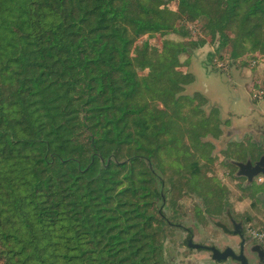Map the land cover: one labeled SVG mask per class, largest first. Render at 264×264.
I'll use <instances>...</instances> for the list:
<instances>
[{"label":"trees","instance_id":"16d2710c","mask_svg":"<svg viewBox=\"0 0 264 264\" xmlns=\"http://www.w3.org/2000/svg\"><path fill=\"white\" fill-rule=\"evenodd\" d=\"M163 1L0 0V264H172L161 154L187 160L192 117L130 103L132 44L171 28ZM175 1L264 53V0Z\"/></svg>","mask_w":264,"mask_h":264},{"label":"rangeland","instance_id":"374dc122","mask_svg":"<svg viewBox=\"0 0 264 264\" xmlns=\"http://www.w3.org/2000/svg\"><path fill=\"white\" fill-rule=\"evenodd\" d=\"M162 7L171 28L135 36L132 44L130 68L137 84L135 98L130 103L133 109H162L167 114L181 108L186 117H192L191 122L179 121L180 126L185 127L182 145L188 150L184 149V153H188L185 154L187 160L181 161L183 158L177 153L170 154L167 150L161 154L160 174L167 190L164 208L167 217L166 251L173 257L172 264H206L207 254L190 249L186 245L187 233L169 222L180 221L188 228L193 225L191 214L195 197L192 185L196 175L193 176L190 166L195 159V146L205 148L195 131L203 132L206 128L203 122L219 119L211 110L218 109L223 122L231 114V105L264 104V53L252 52L248 43L234 38V31L212 33L203 30L201 21L181 19L175 0H164ZM137 16L147 18L143 13ZM124 23L129 34L134 36L131 21L125 20ZM229 37L227 44L221 47V41ZM202 39L206 43L201 46ZM174 45H178L177 49H173ZM164 66L171 67L179 82L174 84L168 74L161 75ZM221 130L218 139L211 134L205 136V133L203 138L214 143V156L218 161L222 159L218 153H221L227 128ZM204 158L200 159V178L209 182L207 173L221 166L209 164L206 156Z\"/></svg>","mask_w":264,"mask_h":264},{"label":"flooded vegetation","instance_id":"af4514ba","mask_svg":"<svg viewBox=\"0 0 264 264\" xmlns=\"http://www.w3.org/2000/svg\"><path fill=\"white\" fill-rule=\"evenodd\" d=\"M230 107L231 114L223 122L220 111L212 109L219 119L203 122L205 130L195 131L205 148L195 146V159L190 166L196 175L192 185V227L180 221L169 224L187 233L186 245L190 249L207 254L206 264H264V104ZM222 127L227 130L218 153L222 159L218 161L214 143L203 138L209 134L220 138ZM205 156L207 163L221 166L207 173L209 182L200 178V159ZM165 186L162 178L161 215L167 220ZM188 239L195 246L190 247Z\"/></svg>","mask_w":264,"mask_h":264},{"label":"water","instance_id":"95a60500","mask_svg":"<svg viewBox=\"0 0 264 264\" xmlns=\"http://www.w3.org/2000/svg\"><path fill=\"white\" fill-rule=\"evenodd\" d=\"M164 201H165V198H164ZM188 245H189L190 247L195 246L194 244H192V240H191V239H188Z\"/></svg>","mask_w":264,"mask_h":264}]
</instances>
